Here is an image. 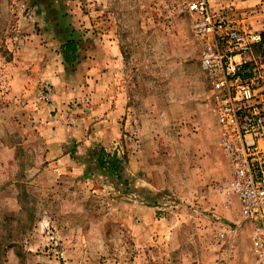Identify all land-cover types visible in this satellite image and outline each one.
I'll return each mask as SVG.
<instances>
[{"label":"rangeland","instance_id":"374dc122","mask_svg":"<svg viewBox=\"0 0 264 264\" xmlns=\"http://www.w3.org/2000/svg\"><path fill=\"white\" fill-rule=\"evenodd\" d=\"M222 1L264 34V0ZM191 24L184 0H0V264H258Z\"/></svg>","mask_w":264,"mask_h":264},{"label":"built area","instance_id":"2783aa9c","mask_svg":"<svg viewBox=\"0 0 264 264\" xmlns=\"http://www.w3.org/2000/svg\"><path fill=\"white\" fill-rule=\"evenodd\" d=\"M192 16L199 65L209 87L210 110L229 178L218 192L235 197L241 221L252 223L251 251L264 264V90L255 75L244 77L247 56L262 45L261 33L238 26L209 0H184ZM50 93L43 86L41 99ZM216 264H225V260Z\"/></svg>","mask_w":264,"mask_h":264},{"label":"trees","instance_id":"16d2710c","mask_svg":"<svg viewBox=\"0 0 264 264\" xmlns=\"http://www.w3.org/2000/svg\"><path fill=\"white\" fill-rule=\"evenodd\" d=\"M261 36H262V45L260 47H263L264 46V34H261ZM62 48L71 53L75 52V44L73 42L63 45ZM248 67L249 65H245L243 68L247 69ZM251 75L250 73L245 74L244 77H250ZM93 155L100 169L109 170L111 173H115V171L120 170L121 163L115 154L109 155L105 153L103 149H99V152L97 153V155H95V152L93 153Z\"/></svg>","mask_w":264,"mask_h":264},{"label":"crops","instance_id":"0c3cea01","mask_svg":"<svg viewBox=\"0 0 264 264\" xmlns=\"http://www.w3.org/2000/svg\"><path fill=\"white\" fill-rule=\"evenodd\" d=\"M209 1H210V2H209V3H210V6L212 5V6H211L212 8H215V7H217V6H220V4L223 3L222 0H209ZM211 2H212V3H211ZM14 81H15V80H14ZM100 107H101V106H100ZM102 107H103V106H102ZM102 107H101V108H102ZM98 108H99V107H98ZM101 108H100V109H101ZM107 112H108V111H107ZM110 112H111V113H110ZM110 112H109L110 114L108 113L109 115L107 114V117H108V118H111L110 115H112L114 112L116 113V111H114V110H112V111H110ZM116 114H117V113H116ZM216 132H217V131H216ZM217 137H218V134H217ZM220 150H221V149H220ZM221 152H222V151H221ZM68 159H69V156H63L62 160H59V161H60V162H61V161L65 162V160H68ZM59 161H58V162H59ZM75 163H76V162H75ZM81 166H82V165H81ZM81 166H80V168H81V170H82V167H81ZM232 198H233V197L227 198V199H229V200H228L229 203L231 202ZM228 205H229V204H228ZM223 208H224V210H226L225 213H224V215H225L226 217L232 219V218L234 217V215H235V214H233V212L230 211V209L232 208V206H230V207H229V206H226V207H223ZM236 212H237V210H236ZM238 212H239V207H238ZM237 214H238V213H237ZM235 216H236V215H235ZM238 217H239V214H238ZM242 224H243L242 221L239 219V222L236 224V226L240 227ZM247 224H248V223H246V227H248ZM249 225H250V228H251V224H249ZM227 227H228V226L225 225V226H224V229H226ZM238 230H239V229H238ZM250 230H251V229H250ZM237 232H238V231H237ZM249 233H250V232H249ZM249 245H250V240H249ZM250 248H251V246H250ZM250 250H251V249H250ZM255 261H256V260H255ZM256 262H257V261H256ZM257 263H258V262H257ZM258 264H259V263H258Z\"/></svg>","mask_w":264,"mask_h":264}]
</instances>
